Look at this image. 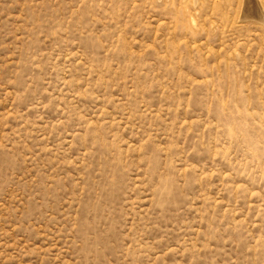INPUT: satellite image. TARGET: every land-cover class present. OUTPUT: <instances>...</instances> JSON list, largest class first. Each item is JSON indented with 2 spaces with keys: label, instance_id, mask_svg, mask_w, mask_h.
Returning <instances> with one entry per match:
<instances>
[{
  "label": "rangeland",
  "instance_id": "rangeland-1",
  "mask_svg": "<svg viewBox=\"0 0 264 264\" xmlns=\"http://www.w3.org/2000/svg\"><path fill=\"white\" fill-rule=\"evenodd\" d=\"M0 264H264V0H0Z\"/></svg>",
  "mask_w": 264,
  "mask_h": 264
},
{
  "label": "bare ground",
  "instance_id": "bare-ground-1",
  "mask_svg": "<svg viewBox=\"0 0 264 264\" xmlns=\"http://www.w3.org/2000/svg\"><path fill=\"white\" fill-rule=\"evenodd\" d=\"M250 10L252 11V8L251 7H249L248 11H250Z\"/></svg>",
  "mask_w": 264,
  "mask_h": 264
}]
</instances>
